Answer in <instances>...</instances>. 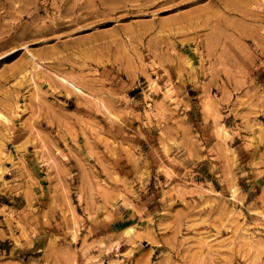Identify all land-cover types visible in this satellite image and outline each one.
Masks as SVG:
<instances>
[{
  "label": "rangeland",
  "instance_id": "rangeland-1",
  "mask_svg": "<svg viewBox=\"0 0 264 264\" xmlns=\"http://www.w3.org/2000/svg\"><path fill=\"white\" fill-rule=\"evenodd\" d=\"M0 264H264V0H0Z\"/></svg>",
  "mask_w": 264,
  "mask_h": 264
},
{
  "label": "bare ground",
  "instance_id": "bare-ground-1",
  "mask_svg": "<svg viewBox=\"0 0 264 264\" xmlns=\"http://www.w3.org/2000/svg\"><path fill=\"white\" fill-rule=\"evenodd\" d=\"M28 52H29V54H30V56H31L32 58H35L34 55H33L30 51H28Z\"/></svg>",
  "mask_w": 264,
  "mask_h": 264
}]
</instances>
